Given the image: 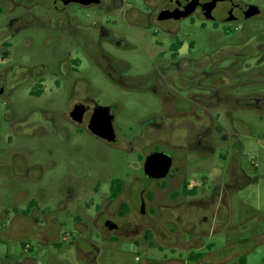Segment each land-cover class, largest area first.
<instances>
[{
    "label": "flooded vegetation",
    "instance_id": "af4514ba",
    "mask_svg": "<svg viewBox=\"0 0 264 264\" xmlns=\"http://www.w3.org/2000/svg\"><path fill=\"white\" fill-rule=\"evenodd\" d=\"M43 1L44 4L35 2L31 6H22L21 2L15 4L13 0H0V16L8 17L6 24L0 27V45L8 49L11 47L10 40L22 29L39 26L41 30L53 31L56 40L63 32L69 35L74 41L70 40L74 51L68 52L66 58L58 57L57 52L53 63L17 64L0 69V97L12 95L24 86L28 97L44 100L34 104L29 115L11 113L5 119L12 135L2 133L0 145L3 137L8 144H13L21 135L56 141L59 133L74 140L88 136L110 151L119 153L132 174L140 172L145 177L146 158L163 153L170 161L166 175L162 179L148 178L149 185L164 188L167 182L174 181L178 174L183 173L181 190L171 193V202L166 205L156 201L151 191L140 192L139 211L130 199L138 176L133 175L131 181L111 180L109 195L99 212L109 218L98 227L102 239L137 237L149 247L157 243L171 252L176 244V250L186 254L185 259H146L143 264H245L248 251L226 255L214 263L211 259L214 250L204 248L199 251L196 244L188 241L169 240L170 230L166 223L171 219L184 218V222L193 226L190 230L201 228L202 240L206 235L213 237L222 233L217 231L219 227L223 226L222 229L226 230L227 209L218 200L227 189L239 187L243 180H247L240 164L244 151L241 139L251 135L246 110L264 114V94L261 90L244 94H239L238 90L247 85L264 84V30L235 45L222 44L213 35L220 36L217 32L219 24L255 18L264 20V12L258 6L241 0H139L140 7L131 5L128 0H85L87 3H82V0ZM216 3L223 8H214ZM92 7L106 13L119 10L130 25L148 31L152 46L144 51L150 54L149 61L140 68L135 67L133 73L125 59L113 57L112 51L105 45L113 51H124V46L128 45L121 44L123 39L115 38L100 20L90 19L89 16V24H83L73 14L75 8L81 11ZM252 7L258 9L257 14L243 18ZM34 8L42 17L33 14ZM184 21L188 22L187 26H182ZM207 23L210 24L209 31ZM77 53L101 68L125 94L152 95L158 101L159 113L141 119L138 125L120 128V105L99 104L98 94L83 78L82 62ZM7 56L8 51H4L1 62ZM116 61L121 63L119 69ZM55 94L58 98L67 94V107L61 122H58L57 113L50 112L47 107V99ZM216 154L218 159L213 167L212 159ZM15 157L17 154H11L12 160ZM23 162L24 168H14L12 176L23 178L33 187L39 186L43 180V168L39 164H28L25 158ZM105 163L107 166L110 164L108 161ZM209 166L214 175L223 174V177L217 176L210 187L217 199L212 210L207 212L205 205L195 201L194 197L209 188L208 177L204 174ZM162 167L163 162L156 160L150 171L158 173ZM35 171L40 176L34 177ZM192 172H201L204 176L191 179L189 174ZM80 173L83 175L77 178L93 177L96 169ZM83 180H70L64 190L67 193L83 192L88 188ZM95 181L92 186L94 193L99 188V183ZM48 186V189L58 191V187ZM43 193L42 188L39 189L36 198H30L22 210L12 206L10 211L13 215L8 220L13 228L17 227L14 230L16 237L26 235L39 242L53 240L52 244L58 246L57 235L63 226L58 224V210L50 212L43 207L46 200ZM3 215V212L0 213V220ZM77 219L74 217L67 225L74 227L79 224ZM67 236L74 238L72 233ZM250 239L233 244L245 245ZM66 241L67 237H64L62 242ZM24 250H29V247H24ZM84 255L88 262L90 255ZM234 256L236 261H233Z\"/></svg>",
    "mask_w": 264,
    "mask_h": 264
},
{
    "label": "rangeland",
    "instance_id": "374dc122",
    "mask_svg": "<svg viewBox=\"0 0 264 264\" xmlns=\"http://www.w3.org/2000/svg\"><path fill=\"white\" fill-rule=\"evenodd\" d=\"M15 4L21 2L22 6H31L35 2L45 3L43 0H13ZM247 4L258 6L264 12V0H241ZM133 6L140 7L139 0H128ZM214 8H223L216 3ZM20 14L21 10H18ZM15 15H17V13ZM33 14L42 17L39 10L33 9ZM74 15L78 16L80 23L89 24L87 21L100 20V23L114 33L115 38L122 40V45H126L119 51L110 49L111 55L117 57V60L125 59L132 67L134 73L135 67L148 62L150 54L144 50L152 46V39L146 30H142L135 25L126 22L119 10H110V12H99L95 7L87 10L74 9ZM8 17L0 16V27L4 26ZM29 21V20H28ZM188 22L184 21L182 26H187ZM208 31L210 30V24ZM216 41L222 44H242L248 38L257 35L264 30V20L255 18L248 21H234L219 24ZM56 40V34L51 31H44L39 26L22 29L11 42V47L6 49L0 45V57L4 51H8L7 58L1 62L0 69L17 64L28 65L30 63L55 62L56 55L66 58L67 53L72 51L74 41L66 33ZM123 37V38H122ZM70 40L73 42L71 43ZM58 41V44H57ZM58 49V50H57ZM74 51V50H73ZM72 51V52H73ZM74 56V55H73ZM81 59V72L83 78L87 80L91 89L98 94V102L100 105H108L117 103L121 110L118 116L120 128H126L128 125H138L141 119H146L153 113H159L158 101L150 94H125V92L113 83L103 72L101 68L93 65V62L77 53ZM116 67L120 68V62H115ZM130 70V69H129ZM131 73V71H129ZM126 73V71H125ZM127 74H129L127 72ZM239 94L260 90L264 94V84H253L239 88ZM50 100V101H49ZM67 94L58 96L55 94L47 99V107L50 112L57 113L58 122H61L63 113L67 107ZM40 100H34L28 97L26 88L20 87L16 93L0 97V143L1 134L12 135L10 127L5 123V119L11 113H19L21 116L29 115L32 107ZM247 121L251 135L242 137L244 145L243 154L240 157V164L244 170L247 180H243L239 187H230L221 196L219 203L227 209V223L225 231L213 237L204 238V241L215 243L217 255L215 258H223L226 255H234L238 251H248L245 264H264V114L246 110ZM0 163H6L7 168L1 167L0 174V209L12 206L22 210L26 202L30 198H36L37 191L42 188L44 192V208L49 211L57 212L58 224L63 226L58 231V246L52 244L53 240L43 239L39 242L29 236H17L6 244H0V254L3 255L7 249L12 251V255L16 258H28L34 264H80L79 252L90 251L91 246L97 247L101 253L97 260V264H143L146 259L163 261L166 258H182L185 259L186 254L175 249L169 251L157 243L152 247L146 245L143 240L139 239L136 244L126 238L114 237L110 242L106 243L102 239L99 232V226H102L109 220L105 214H99L104 206V199L109 195V183L113 179H122L131 181L133 175L138 176L132 190L130 199L136 210L141 209L139 201L140 192L151 191L157 197L161 204L171 202L169 195L181 190V181L183 173L178 174L177 178L172 182H167L164 188L158 187L156 184L149 185V179L140 172H133L126 167L120 154L110 151L107 147L99 142L90 139L88 136H81L80 139L66 138L63 133L58 134V141L54 139H41L39 137H28L21 135L13 144L6 147L0 145ZM17 154L15 160L11 159V154ZM19 154V155H18ZM23 158L27 159L28 164H39L43 168V180L39 182V186L34 187L31 183L20 177H13L12 171L23 169ZM218 157L214 155L212 165L216 163ZM105 161L110 164L106 165ZM221 168V167H220ZM96 169L95 176L80 177L83 170ZM207 175L209 180V188L199 192L194 197L195 201L203 203L206 207L205 211L212 210L216 202L215 195L212 194L211 186L214 185V179L223 174L214 175L212 167H207ZM201 172H192L189 175L191 179L199 178L203 175ZM34 177L40 176L35 171ZM76 179H84L83 182L88 188L83 192L71 193L64 190L65 184ZM95 179L99 183L96 193L92 191ZM224 180V178L222 179ZM95 181V182H96ZM50 182V183H49ZM50 187L56 190L48 189ZM47 190H46V189ZM55 192V193H54ZM53 193V194H52ZM51 196V197H48ZM58 205V208H57ZM47 209V210H48ZM46 210V209H45ZM103 211V210H102ZM9 218L13 215V211L9 212ZM77 217L79 225L70 227L68 222H72ZM10 224V220L8 221ZM11 225V224H10ZM17 227L14 228V230ZM17 230V229H16ZM18 232V231H17ZM73 234L74 238L67 236ZM17 234V233H16ZM15 234V235H16ZM51 238L53 235H51ZM67 237L66 242L62 239ZM251 238V239H250ZM250 239L245 245L233 244L239 240ZM57 240V239H56ZM233 244L232 246H227ZM29 250H24V247ZM237 259L233 258V261Z\"/></svg>",
    "mask_w": 264,
    "mask_h": 264
},
{
    "label": "crops",
    "instance_id": "0c3cea01",
    "mask_svg": "<svg viewBox=\"0 0 264 264\" xmlns=\"http://www.w3.org/2000/svg\"><path fill=\"white\" fill-rule=\"evenodd\" d=\"M6 145H7V142L5 141V138L3 137L2 146L6 147ZM1 167L7 168V164L0 163V169ZM1 175L2 174H0V176ZM151 193L153 194L154 199L157 201V197H155V194L153 192ZM2 212L4 214L3 215L4 217L0 220V244L1 245L6 244L10 240H13L14 238H16V236L14 235V228L8 222L9 221L8 218L10 215L9 209L8 208L0 209V213ZM166 226L170 230L169 240L178 241V242L188 241L191 244H196L198 246L199 251L204 250V248H210L211 250H214L211 252L212 261L216 263V261L220 260V257L215 258V256L217 255V250H215L214 248L215 243H211V242L206 243L204 240L200 238L201 236L200 227L194 230H190L193 226L190 225L189 223L184 222V218H181L180 220L171 219L170 221H168V223H166ZM222 227H219L217 231L219 232L221 230V232L223 233L225 230L222 229ZM208 237L210 238L211 236H208ZM111 240L112 239H109L107 237L103 238V241H105L107 244L111 243L110 242ZM128 240L136 244L138 241V238L129 237ZM150 245H152V241H150ZM175 249H177L176 244L172 246V250L175 251ZM100 253L101 251L97 247H92L90 251H80L79 252V262L80 264H97V260L100 256ZM84 254H87L88 256L90 255V257L88 258V262H87V257H85ZM0 264H34V263L33 261H31V259H28V258L27 259L22 258V257L16 258L15 256L12 255V251L7 249V251L3 255L0 254Z\"/></svg>",
    "mask_w": 264,
    "mask_h": 264
},
{
    "label": "water",
    "instance_id": "95a60500",
    "mask_svg": "<svg viewBox=\"0 0 264 264\" xmlns=\"http://www.w3.org/2000/svg\"><path fill=\"white\" fill-rule=\"evenodd\" d=\"M81 2L82 3H87V1H85V0H82ZM257 12H258V9L256 7H252V8H250L249 11H247L246 16H244L243 18H245V17L248 18V17H250L252 15L257 14ZM157 158H159V159H157ZM156 160H159V161L163 162V167H162L161 171L158 172V173L150 171V170H152V165L154 164V162ZM169 163H170V161H169V158H168L167 155H165L163 153L151 154L145 160L144 174L149 179H162L166 175V172H167V170L169 168Z\"/></svg>",
    "mask_w": 264,
    "mask_h": 264
}]
</instances>
